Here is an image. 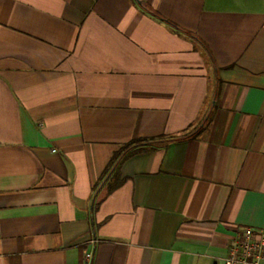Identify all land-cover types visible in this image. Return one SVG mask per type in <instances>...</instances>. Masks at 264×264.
I'll use <instances>...</instances> for the list:
<instances>
[{
	"label": "crops",
	"instance_id": "1",
	"mask_svg": "<svg viewBox=\"0 0 264 264\" xmlns=\"http://www.w3.org/2000/svg\"><path fill=\"white\" fill-rule=\"evenodd\" d=\"M244 228L264 0H0V264H214Z\"/></svg>",
	"mask_w": 264,
	"mask_h": 264
},
{
	"label": "built area",
	"instance_id": "2",
	"mask_svg": "<svg viewBox=\"0 0 264 264\" xmlns=\"http://www.w3.org/2000/svg\"><path fill=\"white\" fill-rule=\"evenodd\" d=\"M91 254L86 255V260ZM214 264H264V229L244 228L231 241L224 258Z\"/></svg>",
	"mask_w": 264,
	"mask_h": 264
},
{
	"label": "trees",
	"instance_id": "3",
	"mask_svg": "<svg viewBox=\"0 0 264 264\" xmlns=\"http://www.w3.org/2000/svg\"><path fill=\"white\" fill-rule=\"evenodd\" d=\"M168 141L165 137H160L153 140H146L143 142L138 140L132 142L131 144L122 147L111 159L110 164L103 176L102 182H104V196L112 193L121 185V181L118 177L119 167L123 161L132 156L133 154L142 150H153L160 146L162 143ZM144 143V144H142Z\"/></svg>",
	"mask_w": 264,
	"mask_h": 264
}]
</instances>
